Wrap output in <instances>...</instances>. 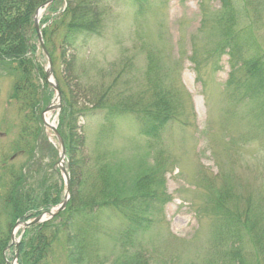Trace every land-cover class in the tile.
<instances>
[{
    "label": "trees",
    "instance_id": "obj_1",
    "mask_svg": "<svg viewBox=\"0 0 264 264\" xmlns=\"http://www.w3.org/2000/svg\"><path fill=\"white\" fill-rule=\"evenodd\" d=\"M47 1L0 0V64L13 66L10 72L16 81L11 98L21 104L19 110L24 112L19 140L11 149L16 155H30L19 169L8 164L1 167L0 264H7L15 224L50 211L64 197L65 185L53 164L58 153L46 139L41 118L54 94L38 59L42 55L33 20L37 9ZM220 1V21L227 29L215 52L220 58L223 53L228 55L227 89L235 86L236 95L258 100L256 96L264 94V54L251 37L242 38L231 30L236 9L231 0ZM63 2L66 8L59 13L56 6ZM141 2L138 13L143 16ZM48 12L59 13L54 18L45 16L41 24L46 25L43 38L63 94L58 131L69 161L71 199L51 221L27 228L19 246L10 248L9 261L18 253V264H50L58 246L68 264H177L174 249L160 255L143 243V236L169 200L164 193L165 179L155 173L146 174L131 187L122 185L104 156L97 157V162L90 161L87 146L91 130L109 135L126 116L133 117L140 133L151 138L159 137L169 126L182 125V91L165 86L162 68L152 52L147 54L144 77L136 83L127 78L130 62L121 70L115 68L104 74L99 71L97 75H91L80 63V55L106 30L107 12L102 0H57ZM62 30L57 43L56 32ZM190 58L198 72L202 66L196 54ZM58 65L60 71L64 70L60 75ZM241 74L248 85L242 84ZM109 77L113 78L106 84L103 80ZM257 195L253 190L246 194L223 183L211 194L210 202L200 207V215L210 219L212 228L209 253L200 264H264V195ZM114 218L118 219L117 229L110 233L107 223ZM105 240L112 247L103 254Z\"/></svg>",
    "mask_w": 264,
    "mask_h": 264
},
{
    "label": "rangeland",
    "instance_id": "obj_2",
    "mask_svg": "<svg viewBox=\"0 0 264 264\" xmlns=\"http://www.w3.org/2000/svg\"><path fill=\"white\" fill-rule=\"evenodd\" d=\"M231 1L237 12L231 30L242 38L251 37L264 54V0ZM102 3L107 12L106 30L80 55V63L87 66L91 75H97L99 71L104 74L115 68L121 70L130 62L127 78L136 83L146 72L147 54L154 53L165 86L182 91L184 116L182 125L169 126L157 138L142 135L130 116L120 120L109 135H99V129H93L88 136L87 155L92 163L104 156L113 176L127 187L146 174L162 176L169 200L154 219L152 229L143 236V243L160 255L166 249H174L177 264H200L209 253L212 228L210 219L200 215L199 210L210 202L211 194L224 183L246 194L253 190L257 196L264 195V94L256 96L258 100L241 98L236 95L235 86L227 89L228 55L223 53L220 58L215 52L227 29L220 21V0H142L143 16L138 13L139 0ZM65 7L63 2L56 9ZM46 15L56 16L46 10L41 23ZM63 33L56 32L57 43ZM193 53L202 66L198 72L190 58ZM41 55L38 59L47 68L48 61ZM11 68L12 65L0 64V175L4 164L19 169L30 157L26 152L16 155L11 149L19 140L24 115L19 110L21 104L11 98L16 81ZM56 71L59 75L64 73L59 65ZM112 78L103 81L109 84ZM240 78L243 85H248L242 74ZM88 80L93 83L90 75ZM55 99L54 95L49 105L55 104ZM60 111L45 114L56 127ZM44 134L57 150L53 164L59 170V139L50 128L45 127ZM41 150L47 157V149ZM68 164L66 159L64 166L70 177ZM108 222L109 232H114L118 219ZM20 232L21 229L17 231V241ZM103 245L106 254L112 244L105 240ZM11 252L7 251L8 260ZM50 264H68L60 247L55 248Z\"/></svg>",
    "mask_w": 264,
    "mask_h": 264
},
{
    "label": "water",
    "instance_id": "obj_3",
    "mask_svg": "<svg viewBox=\"0 0 264 264\" xmlns=\"http://www.w3.org/2000/svg\"><path fill=\"white\" fill-rule=\"evenodd\" d=\"M54 1L56 0H49L47 1L43 6H41L35 13V18H34V26H35V30L37 32V35H38V39H39V42H40V45L42 46L47 58H48V63H49V66H48V70L46 71V78H47V83L49 84V86L55 90L56 92V97L58 98V104L57 105H50L45 113L47 112H51V111H55L57 109H60L61 107V100H62V94H61V90L57 84V82H54V71H53V65H52V60L48 54V52L46 51L45 49V46H44V42H43V39H42V31L40 29V26H39V14L41 11L45 10L46 8H48ZM45 113L43 115V122H44V125L45 127H50L51 130L56 134V136L58 137L59 141H60V145H61V154H60V160H61V164H60V170L61 172L63 173V175L65 176L66 180H67V194L65 196V199L63 201V203L59 206V207H56L55 210L51 211V212H46V213H43L42 215L38 216L37 218L27 222V223H17L16 227L20 226V227H23V228H27L31 225H34V224H39V223H44L46 222L47 220L53 218L54 216H56L58 213L62 212L65 208H66V204L70 198V183H69V176H68V172H67V169L64 167V162H65V159H66V149H65V144H64V141L62 140V138L60 137L56 127L54 126H50L48 125V123L46 122V119H45ZM12 241L15 242V236L14 234L12 235Z\"/></svg>",
    "mask_w": 264,
    "mask_h": 264
},
{
    "label": "bare ground",
    "instance_id": "obj_4",
    "mask_svg": "<svg viewBox=\"0 0 264 264\" xmlns=\"http://www.w3.org/2000/svg\"><path fill=\"white\" fill-rule=\"evenodd\" d=\"M42 13H43V12H40V16L42 15ZM46 120L49 122V119H48V118H46Z\"/></svg>",
    "mask_w": 264,
    "mask_h": 264
}]
</instances>
